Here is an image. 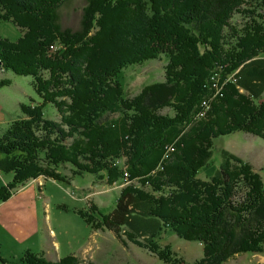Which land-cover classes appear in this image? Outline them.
I'll return each mask as SVG.
<instances>
[{"label":"trees","instance_id":"obj_1","mask_svg":"<svg viewBox=\"0 0 264 264\" xmlns=\"http://www.w3.org/2000/svg\"><path fill=\"white\" fill-rule=\"evenodd\" d=\"M68 1L0 0V22L21 33L14 43L0 37V72L32 77L41 100L21 105L23 117L0 137V173L12 174L0 204L31 180L65 182L60 169L70 165L72 176L129 183L109 215L95 206L76 213L163 264H186L159 245L165 231L202 246L193 264L264 253L259 174L222 150L213 176L198 178L213 139L242 132L264 140V0H87L74 32L57 20ZM161 55L164 81L125 94L121 71ZM8 85L0 80V89ZM19 264L77 260L26 251Z\"/></svg>","mask_w":264,"mask_h":264},{"label":"rangeland","instance_id":"obj_2","mask_svg":"<svg viewBox=\"0 0 264 264\" xmlns=\"http://www.w3.org/2000/svg\"><path fill=\"white\" fill-rule=\"evenodd\" d=\"M86 3L87 0H69L59 9L57 20L63 30L74 32L80 29ZM232 21L243 23L239 16H234ZM20 36V31L10 22H0L1 38L14 43ZM167 61L161 55L155 60L123 69L118 75V81L125 94L127 92L128 96L133 97L143 87L163 82ZM1 79L7 80L9 85L0 89V137L12 122L23 117L21 105L41 103L32 77L4 71L0 72ZM55 112L51 105L44 108L45 116L50 120L57 118ZM161 113L173 115L169 109H164ZM212 146L210 165L198 171L199 179L207 181L213 176L222 162L223 150L249 164L264 182V140L250 133L237 132L213 139ZM73 170L70 165L64 166L60 173L65 177V182L43 180V184L38 183L39 187L42 185L40 189L35 182H27L16 189L8 202L0 204L5 209L0 221L3 222L6 217L10 219L7 230L12 238L20 237L19 231L28 235L33 230L41 233L49 245L53 263L72 256L77 264H163L156 256L127 242L125 238L122 239L123 243L107 230H92L76 213L79 210L88 212V207L95 206L100 215H109L116 206L119 192L129 183L124 180L109 186L105 182L101 183L97 175L72 176ZM11 177L10 173H0V187L10 183ZM95 216L98 218V214ZM7 241H10L8 236L0 232V244L4 245ZM157 241L162 247L170 246V251L186 264H193L204 256L199 243L179 239L170 231L163 232ZM6 263L19 264V261ZM224 264H264V253L237 255Z\"/></svg>","mask_w":264,"mask_h":264},{"label":"crops","instance_id":"obj_3","mask_svg":"<svg viewBox=\"0 0 264 264\" xmlns=\"http://www.w3.org/2000/svg\"><path fill=\"white\" fill-rule=\"evenodd\" d=\"M43 180L45 181L48 179L37 178L36 180L34 179V181H30L28 183L35 182L37 184V187L40 189L42 185L41 187H39L38 183L40 182V184H43L42 183ZM102 181L101 183H103ZM4 214H5V209L0 206V216H3ZM9 220L10 219L6 217L3 222L0 221V232H3L5 235H7L10 240L9 243L7 241V243L4 245L0 244V258H2L6 262L18 263L22 254L25 253L26 251H30L35 254H40L48 261L53 262L51 260L52 255L50 254L49 251V245L46 244V241L44 240L41 233L38 234L33 230V232H31V234L28 235V233H23L19 231V233L21 234L20 237L12 238V235L9 234L7 230L8 226H10L8 224ZM14 224L16 225V223Z\"/></svg>","mask_w":264,"mask_h":264}]
</instances>
